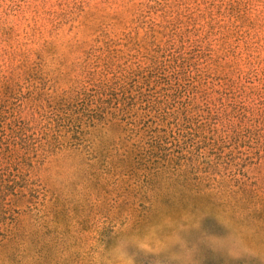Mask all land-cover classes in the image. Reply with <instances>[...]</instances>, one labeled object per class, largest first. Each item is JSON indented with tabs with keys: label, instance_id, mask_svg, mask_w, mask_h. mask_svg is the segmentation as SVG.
Instances as JSON below:
<instances>
[{
	"label": "rangeland",
	"instance_id": "374dc122",
	"mask_svg": "<svg viewBox=\"0 0 264 264\" xmlns=\"http://www.w3.org/2000/svg\"><path fill=\"white\" fill-rule=\"evenodd\" d=\"M0 153V264H264V0H0Z\"/></svg>",
	"mask_w": 264,
	"mask_h": 264
},
{
	"label": "trees",
	"instance_id": "16d2710c",
	"mask_svg": "<svg viewBox=\"0 0 264 264\" xmlns=\"http://www.w3.org/2000/svg\"><path fill=\"white\" fill-rule=\"evenodd\" d=\"M10 155V154H9ZM10 159L11 156L8 155H4L2 153H0V192L3 191L4 188H8L9 186H6L5 184L3 185V181H5L3 179V175H4V171L7 168L8 164L10 163Z\"/></svg>",
	"mask_w": 264,
	"mask_h": 264
}]
</instances>
